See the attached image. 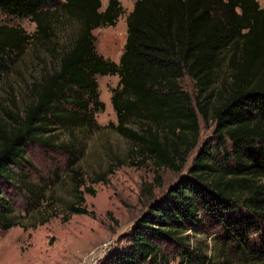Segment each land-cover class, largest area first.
<instances>
[{
	"label": "trees",
	"instance_id": "obj_1",
	"mask_svg": "<svg viewBox=\"0 0 264 264\" xmlns=\"http://www.w3.org/2000/svg\"><path fill=\"white\" fill-rule=\"evenodd\" d=\"M99 8L100 0H0L2 14L35 24L31 36L0 23V73L29 38L57 52L54 22L74 27L58 47L56 67L30 84L20 112L0 122V229L16 225L6 219L13 209L1 188L15 186L21 195L29 189L22 172L32 161L29 148H58L74 160L72 144L50 132L94 125L93 112L103 108L95 76L115 74L110 104L116 123L110 126L130 142V164L151 165L146 194L160 185V170L184 166L197 143L198 115L212 130L185 175L146 207L127 244L100 264H223L229 256L264 264V9L257 0H133L115 62L94 50L91 31L114 25L122 7L106 0ZM222 62L227 73L213 87ZM183 77L192 82L193 96L181 87ZM70 172L68 214L90 213L82 194L94 191L79 189L78 168ZM194 234H213L210 254L191 244Z\"/></svg>",
	"mask_w": 264,
	"mask_h": 264
},
{
	"label": "rangeland",
	"instance_id": "obj_2",
	"mask_svg": "<svg viewBox=\"0 0 264 264\" xmlns=\"http://www.w3.org/2000/svg\"><path fill=\"white\" fill-rule=\"evenodd\" d=\"M118 1L122 12L114 25L100 26L91 31L94 50L115 62L123 49L125 17L133 5V0ZM257 2L264 9V0ZM105 5L106 0H100L99 10ZM0 23L21 28L27 35L35 33V24L28 17L0 12ZM71 24L69 21L64 24L54 22L52 40L57 52L50 51L51 43L44 44L33 37L4 61V69L0 73V122H9L8 114L20 112L30 98V84L56 67L58 47L65 46L74 30ZM226 73L222 62L215 71L213 87ZM95 80L97 98L103 103L101 110L93 112L95 124L73 128L57 126L50 132L57 142L72 144L74 160L58 148L31 146L28 155L32 161L30 165L24 163L22 168V172L29 175L28 191L21 195L15 186L4 185L1 188L2 195L13 209L6 219L16 225L7 230L0 229V264H100L127 244L130 228L137 217L153 200H159L170 184L185 175L198 146L210 136L212 123L204 122L198 115L197 143L184 166L179 171L160 170V185H154L148 195L143 192V185L153 183L151 165L148 162L145 165L130 164V142L110 126V123H116L110 95L118 76L96 75ZM180 85L191 96L195 94L187 77L180 80ZM67 159L72 160L69 166ZM70 167L78 168L84 180L79 189L88 186L94 191L93 194H82L83 204L90 213L68 214V204L74 200ZM98 175H101V180H95ZM186 232L191 233V230ZM212 237L213 234H194L190 242L193 246L200 245L203 252L210 254ZM164 249L167 252L171 248L165 246ZM223 264L262 263L242 262L229 256Z\"/></svg>",
	"mask_w": 264,
	"mask_h": 264
},
{
	"label": "built area",
	"instance_id": "obj_3",
	"mask_svg": "<svg viewBox=\"0 0 264 264\" xmlns=\"http://www.w3.org/2000/svg\"><path fill=\"white\" fill-rule=\"evenodd\" d=\"M95 257H96V255H95V256H93L92 258H95ZM92 258H91V259H92ZM91 259H90V260H91Z\"/></svg>",
	"mask_w": 264,
	"mask_h": 264
}]
</instances>
